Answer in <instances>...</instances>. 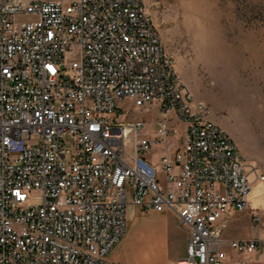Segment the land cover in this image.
Here are the masks:
<instances>
[{
	"label": "built area",
	"instance_id": "2783aa9c",
	"mask_svg": "<svg viewBox=\"0 0 264 264\" xmlns=\"http://www.w3.org/2000/svg\"><path fill=\"white\" fill-rule=\"evenodd\" d=\"M144 114L158 117L153 133ZM171 137L170 156H144ZM257 181L183 83L144 0H0V264H120L107 255L129 203L176 213L188 233L176 264H230L224 244L264 249L221 237L230 211L264 230Z\"/></svg>",
	"mask_w": 264,
	"mask_h": 264
},
{
	"label": "rangeland",
	"instance_id": "374dc122",
	"mask_svg": "<svg viewBox=\"0 0 264 264\" xmlns=\"http://www.w3.org/2000/svg\"><path fill=\"white\" fill-rule=\"evenodd\" d=\"M144 2L194 99L203 102L209 118L231 136L249 177L264 174V0ZM142 118L149 122L145 132L153 133L158 117ZM174 124L183 127L181 121ZM178 140L158 143L144 156L156 163L162 154L170 156ZM249 197L263 212L264 181L253 183ZM236 214L250 217L247 212ZM233 221L242 225L241 220ZM249 255L241 258L248 264Z\"/></svg>",
	"mask_w": 264,
	"mask_h": 264
},
{
	"label": "crops",
	"instance_id": "0c3cea01",
	"mask_svg": "<svg viewBox=\"0 0 264 264\" xmlns=\"http://www.w3.org/2000/svg\"><path fill=\"white\" fill-rule=\"evenodd\" d=\"M250 199L251 206L253 200ZM230 211L225 215L226 226L221 237L224 240L264 239V230L256 229L251 218ZM233 220H241L235 225ZM188 233L178 225V218L171 210L141 211L127 205V228L125 235L110 250L107 259L120 264H176L187 252ZM230 264H238L243 256L236 254L228 245H222ZM250 264H264V249L249 255ZM248 264V263H247Z\"/></svg>",
	"mask_w": 264,
	"mask_h": 264
}]
</instances>
